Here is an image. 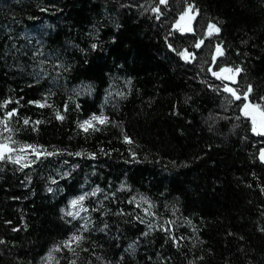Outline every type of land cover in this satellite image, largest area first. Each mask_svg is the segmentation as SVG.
I'll use <instances>...</instances> for the list:
<instances>
[{
  "label": "trees",
  "instance_id": "trees-1",
  "mask_svg": "<svg viewBox=\"0 0 264 264\" xmlns=\"http://www.w3.org/2000/svg\"><path fill=\"white\" fill-rule=\"evenodd\" d=\"M185 10L194 15L192 31L181 32L174 24ZM209 21L220 28L212 36L206 35ZM200 39L204 43L196 48ZM92 42L99 47L91 48ZM218 43L225 54L216 62L244 69L236 81L212 75ZM41 45L43 55L37 54ZM184 48L196 58L185 61L179 55ZM57 59L72 65L59 81L51 79L57 73L48 64L49 75L37 76L42 70L34 65L42 60L55 65ZM89 83L91 93L73 91ZM223 83L238 90L251 84L247 99L253 102L264 97V0H0V101L11 96L7 107L18 108L12 123L22 131L15 136L49 151L68 149L28 167L0 161V264H41L50 246L73 230L62 208L71 196L96 185L106 191L89 197L93 205L116 192L105 202L113 210L106 217L110 227L86 232L89 251L80 264H87L93 251L113 261L124 253L121 264H264V163L258 157L264 132L252 131L251 118L240 112L246 98L229 103ZM49 89L50 103L61 109L63 120L50 105L29 103ZM109 91L112 98L106 101ZM120 91L127 95L119 96ZM73 95L79 110L69 99ZM101 104L122 123L89 133L78 128L77 120ZM5 111L0 107V116ZM124 133L135 143L126 142ZM101 147L112 151L105 155ZM81 149L97 156L71 155ZM121 181L132 187L120 189ZM135 192L156 201L161 224L172 219L167 227L176 240L153 226L134 252L128 251L147 225L131 213L118 216L115 209L143 213L128 201ZM93 215L96 227L105 221L99 211ZM73 225L81 226L76 220ZM67 255L57 251L60 264Z\"/></svg>",
  "mask_w": 264,
  "mask_h": 264
},
{
  "label": "snow or ice",
  "instance_id": "snow-or-ice-1",
  "mask_svg": "<svg viewBox=\"0 0 264 264\" xmlns=\"http://www.w3.org/2000/svg\"><path fill=\"white\" fill-rule=\"evenodd\" d=\"M162 3H166L167 0H161ZM188 8H192V5L189 4ZM153 11H159V6L153 9ZM192 19V14L189 13L187 10L182 11L180 13V18L176 20L174 27L178 28L181 32L186 31H192L190 27V21ZM220 31V28L213 23L212 21L208 22L207 26V32L206 35L212 36L214 33H217ZM97 35L98 34H94ZM113 40L116 39L115 36L112 37ZM167 40L168 38L165 37ZM204 43L203 39H200L196 42L195 47L200 48L201 45ZM99 45L96 42L91 43V48L95 49L98 48ZM168 47L173 49L175 51L173 44L169 43ZM87 51V50H85ZM237 51H239L237 49ZM37 54L43 55V45H41V48L37 50ZM50 56L53 55L52 52L48 53ZM224 50L221 47V45L218 43L216 45L215 53L213 54V62H216V58L219 56L224 55ZM179 55L185 60H191L196 58L195 52H190L187 48H184L179 52ZM45 64H48L53 68V70L57 73L56 76L51 77V79L55 81H59L61 77L63 76V73L66 71L71 70L72 65L69 63L67 65L64 64V61L57 59L55 61V65H52L51 61H41L39 65H34L35 67H39L42 71L37 73V76L39 78L47 77L49 75L48 68L45 67ZM58 65L59 67H57ZM211 67V65H210ZM63 70V71H62ZM244 71L242 66H233L232 64H220L216 62V68L212 70V75L219 77L222 81H236L238 79V75ZM132 77H128L125 80V83L128 84L129 87H131V81ZM33 83H37V81H33ZM212 87H215V85H212ZM222 88L226 90L228 93H231V97L229 98V103L231 102V98L240 99L242 96L246 98L242 102V106L240 107V112L243 113L245 117H250L252 122V131L253 132H264V97H260L257 102H253L251 99H247L254 91L253 86L251 84H248L245 89L238 90L237 88L233 87L231 83H223ZM73 91L78 92L80 96L85 95V93H91L93 91L92 85L86 84L81 89H73ZM219 91V89H217ZM54 95V93L49 89L46 90L42 96V99H34L29 101L30 104L39 105V106H46L50 105L55 113L56 116L63 120L65 119V116L60 108H58L54 103H50L51 96ZM119 96H125L127 95L126 92L120 91L118 93ZM111 97V92L105 93V100H109ZM17 100L19 98H16ZM70 100H72L75 103V107L79 110L81 108V103L77 99L76 95L70 96ZM13 97L9 96L3 101H0V107H4L6 109L3 116H0V161H12L15 164H20L23 167H28L30 164L36 163L37 160H39L41 157L44 156H53L57 155L63 152H68L67 148H60L57 146H51L52 151H49V146L42 145V144H35L28 141H21L18 138H16L15 134L17 132L22 131L20 128L13 127L12 118L14 114L18 113V108L11 107L8 108L7 106L12 102ZM64 110L68 109V102L65 101L63 105ZM24 123L28 124L29 120L27 117L24 119ZM34 124H38L39 121L33 122ZM122 122L116 121L110 118L109 114L104 110V104L100 105L99 111L90 112L83 119L77 120V126L78 128L82 129L85 133L94 132L99 129L104 128V126L108 124L119 126ZM3 133H8V135H3ZM123 139L128 142L129 144L135 143L132 138L127 135V133H124ZM25 149H30V151H25ZM112 149H108V152H111ZM129 151L131 152V155L135 157L136 159H139V155L136 151H134L131 147L129 148ZM100 152L107 155L108 152H105L104 148H100ZM71 155L76 156H90V157H96L97 152L90 151L87 149H81L76 152H72ZM260 159L264 160V149H261L260 151ZM175 163V162H173ZM186 163V162H185ZM72 167H77V165H72ZM64 176H70V173L65 170L63 172ZM30 180L31 177H28ZM49 180L55 182L57 180L56 176H49ZM120 189H130L132 185L127 183L126 181H121L119 183ZM264 187V186H262ZM49 192H53L54 189L52 187H48L47 189ZM61 189L56 188L55 191H60ZM105 189H102L100 185L94 186L90 191H79L76 195H73L69 198L67 201V206L62 208V213L66 215V217H71L72 219H68L67 223L69 225L73 226V230L68 233V235L58 241L54 242L48 251L45 253L44 256L40 258L41 264H60V257L57 256V251L60 252H67L68 255L64 257V260L66 264H80L82 254L87 253L89 251L88 247L86 246L88 242L90 241V237L86 235V232L88 230H94V231H102V232H108L109 230V223L107 222V215L112 213V209L106 207V201H108L110 198L116 197V192H107V195L100 196L96 199L95 204L93 205L89 201V197L96 196L97 193L105 192ZM128 201L130 203H135L138 208L143 209V213H137L135 209L133 208H124V207H117L115 209V213L118 216H124L129 213L134 215V218L136 221H141L147 225L146 230L140 234L135 240H133L128 245V251L135 250V247L137 245V242L141 239L143 236H147L150 231H153L155 228H160L163 231L168 232V234L171 236L173 240H176V236L171 228L167 227V225L172 223V219H167L166 223L161 224L160 216H159V210L157 208V203L152 198L147 196L144 193L135 192L131 196L128 197ZM164 207H167V204L163 205ZM179 206L173 207L172 211H177V208ZM155 209V210H154ZM99 211L102 216H105V221L103 223H100L98 227L95 225V221L97 220V217L93 215V212ZM85 214V215H82ZM146 214V215H145ZM149 217H155L149 223ZM73 220H76V224L81 225L80 227H76L73 225ZM186 222L191 223V221L187 220ZM19 227V225H17ZM264 231V229H261ZM2 239V238H0ZM92 244H95V241H91ZM179 246V245H178ZM2 251V250H0ZM124 253H121L120 259L116 260H109L100 255L99 253L93 251L91 252V255L87 257V264H94L93 258L99 257L98 260L95 261V264H100V261H103V264H121V260L123 259Z\"/></svg>",
  "mask_w": 264,
  "mask_h": 264
},
{
  "label": "water",
  "instance_id": "water-1",
  "mask_svg": "<svg viewBox=\"0 0 264 264\" xmlns=\"http://www.w3.org/2000/svg\"><path fill=\"white\" fill-rule=\"evenodd\" d=\"M257 133H260V132H257ZM261 149H264V146L263 147H261ZM261 149L259 150V153H258V157H259V159H260V151H261ZM261 160V159H260ZM263 163H264V160H261Z\"/></svg>",
  "mask_w": 264,
  "mask_h": 264
},
{
  "label": "rangeland",
  "instance_id": "rangeland-1",
  "mask_svg": "<svg viewBox=\"0 0 264 264\" xmlns=\"http://www.w3.org/2000/svg\"><path fill=\"white\" fill-rule=\"evenodd\" d=\"M193 19H194V15H192V19H191V21H190V26H191V24H192Z\"/></svg>",
  "mask_w": 264,
  "mask_h": 264
}]
</instances>
